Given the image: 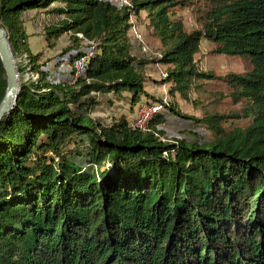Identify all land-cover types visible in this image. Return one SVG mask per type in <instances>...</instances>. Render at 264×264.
Returning a JSON list of instances; mask_svg holds the SVG:
<instances>
[{"label": "trees", "instance_id": "1", "mask_svg": "<svg viewBox=\"0 0 264 264\" xmlns=\"http://www.w3.org/2000/svg\"><path fill=\"white\" fill-rule=\"evenodd\" d=\"M202 1V27L188 31L176 14L201 0H129L120 8L107 0H0L21 79L0 123V264H264V0ZM39 11L56 20L45 29L49 47L71 34L73 47L58 62L88 55L83 77L52 82L42 53L30 52L22 15ZM142 12L157 57L134 53L130 17ZM203 40L215 44L213 55L246 58L252 71L223 79L198 72ZM149 65L164 67L161 83L185 98L200 80L225 81L246 101L249 125L229 131L223 125L239 114L195 119L171 103L145 130L92 117L100 96L133 108L146 95ZM28 72L41 80L25 84ZM5 89L0 60V102ZM170 115L204 126L210 139L166 140L158 127Z\"/></svg>", "mask_w": 264, "mask_h": 264}, {"label": "rangeland", "instance_id": "2", "mask_svg": "<svg viewBox=\"0 0 264 264\" xmlns=\"http://www.w3.org/2000/svg\"><path fill=\"white\" fill-rule=\"evenodd\" d=\"M209 10L206 4L201 0L193 8L178 12L177 17L181 16L188 31L200 29L202 27L201 17ZM22 15L24 26L28 35L27 47L32 54L42 53L40 63L46 65V69L54 78L67 77L70 70L68 62H58L57 57L61 55L69 47H73L71 34H65L52 41V47H49L45 40V29L55 23L52 15L39 11L38 14ZM136 34L141 35L142 44L135 43L134 53L140 57H157L161 54L159 43L149 34L147 30L146 13H140V17L133 19ZM133 33V34H134ZM138 44V45H137ZM83 47L86 44H81ZM141 46L145 49L142 50ZM215 48V44L208 40H203L199 46V52L194 56L196 70L213 75L214 77L224 78L228 74L246 75L252 71V65L246 58L231 57L227 55H213L211 51ZM165 68L162 66L149 65L146 67L145 93L140 101L132 108L128 101H115L109 103V96H100L101 105L95 108L92 117L101 122L103 125H111L119 119L125 118L131 123L135 116H139L140 109L151 98L159 99L166 97L168 103L173 104L182 114L195 119H201L207 114H218L230 116L232 114L243 115V109L247 107L245 100L236 99L233 94L234 90L223 80H200L194 85H201L199 90L192 89L188 92L186 98L180 96L177 91L171 93L174 87L172 83L162 84L163 79L160 73ZM174 89V88H173ZM250 123L249 118L228 119L223 126L232 131L234 129H244ZM166 134V140L175 142L179 138L187 141L198 142L200 144L210 139V132L204 128L188 121L180 119L174 115H170L165 124L158 127Z\"/></svg>", "mask_w": 264, "mask_h": 264}, {"label": "built area", "instance_id": "3", "mask_svg": "<svg viewBox=\"0 0 264 264\" xmlns=\"http://www.w3.org/2000/svg\"><path fill=\"white\" fill-rule=\"evenodd\" d=\"M107 1H109V3L115 5L119 8L125 7V6H127V7L130 6L129 0H107ZM133 19H136V17L134 15H132L130 17V24H131L130 36L133 40H135L139 44H142L141 35L133 32L135 30V25L133 23ZM76 37L78 39H80L82 41V43L86 44V46L88 47V51H92L94 49V47H93L94 43L85 40L82 34H76ZM141 48L145 52V49L142 46H141ZM88 58H89L88 55H83L79 59H76L72 64L68 63L69 67H70L68 74H72V78L74 81H75V79H77L79 77H83L85 75L86 70H87V65H88ZM25 60L26 59H24L23 61H25ZM18 62H21V61H18ZM156 66H159V65H156ZM160 76L163 79L166 77L165 69L161 71ZM58 78H60V77H58ZM49 79H51L50 81L55 82V83L59 82V80L54 79L53 76L51 78L49 77ZM40 80H41L40 74L34 73V72H28L23 77V82L25 84L26 83L36 84ZM167 103H168V100L166 99V97H162V103L145 105L143 108H141L139 110L140 111L139 116L138 115L135 116V119L131 122V127L134 129L145 130L146 125L149 122V120L154 115L158 114L160 111H164V105H166ZM161 140L163 141L164 139H161Z\"/></svg>", "mask_w": 264, "mask_h": 264}, {"label": "water", "instance_id": "4", "mask_svg": "<svg viewBox=\"0 0 264 264\" xmlns=\"http://www.w3.org/2000/svg\"><path fill=\"white\" fill-rule=\"evenodd\" d=\"M0 60L5 71L6 89L0 102V123L6 118L15 107L19 92L21 79L5 30L0 23Z\"/></svg>", "mask_w": 264, "mask_h": 264}, {"label": "crops", "instance_id": "5", "mask_svg": "<svg viewBox=\"0 0 264 264\" xmlns=\"http://www.w3.org/2000/svg\"><path fill=\"white\" fill-rule=\"evenodd\" d=\"M29 14H34V12H30Z\"/></svg>", "mask_w": 264, "mask_h": 264}]
</instances>
